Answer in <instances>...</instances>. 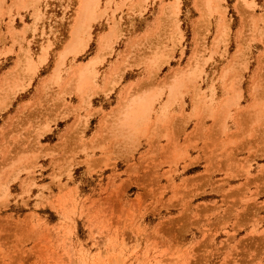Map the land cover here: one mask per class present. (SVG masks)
<instances>
[{
	"label": "rangeland",
	"instance_id": "rangeland-1",
	"mask_svg": "<svg viewBox=\"0 0 264 264\" xmlns=\"http://www.w3.org/2000/svg\"><path fill=\"white\" fill-rule=\"evenodd\" d=\"M0 264H264V0H0Z\"/></svg>",
	"mask_w": 264,
	"mask_h": 264
},
{
	"label": "bare ground",
	"instance_id": "bare-ground-1",
	"mask_svg": "<svg viewBox=\"0 0 264 264\" xmlns=\"http://www.w3.org/2000/svg\"><path fill=\"white\" fill-rule=\"evenodd\" d=\"M80 19V18H79ZM34 67V66H33ZM183 76V75H182ZM181 79V78H180ZM148 96V95H147ZM142 107V106H141ZM140 107V108H141ZM139 108V107H138ZM139 110V109H138ZM138 110H136L137 111V113H139V111ZM134 111V110H133ZM133 111H131V112H133ZM141 111V110H140ZM135 112V111H134ZM136 113V112H135ZM132 115H133V113H132ZM134 115H136V114H134ZM128 116V115H127ZM133 117V116H132Z\"/></svg>",
	"mask_w": 264,
	"mask_h": 264
}]
</instances>
